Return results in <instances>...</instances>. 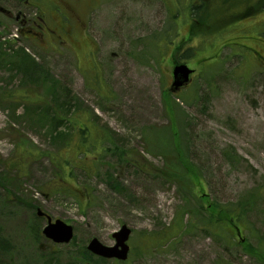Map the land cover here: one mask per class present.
I'll use <instances>...</instances> for the list:
<instances>
[{"label":"rangeland","instance_id":"obj_1","mask_svg":"<svg viewBox=\"0 0 264 264\" xmlns=\"http://www.w3.org/2000/svg\"><path fill=\"white\" fill-rule=\"evenodd\" d=\"M262 2L0 0V50H22L36 73L24 83L0 63V264H264ZM201 18L222 26L187 39ZM172 54L194 69L175 93ZM249 200L233 245L203 229L214 203ZM48 217L73 227L68 243L45 237ZM121 225L125 261L87 249L113 246Z\"/></svg>","mask_w":264,"mask_h":264},{"label":"trees","instance_id":"obj_2","mask_svg":"<svg viewBox=\"0 0 264 264\" xmlns=\"http://www.w3.org/2000/svg\"><path fill=\"white\" fill-rule=\"evenodd\" d=\"M200 6L201 5H198V4L195 5L192 8L193 13H196V14L197 13H201V10H200L201 7ZM255 7H256V5H255ZM258 9H259V12L264 9V2H262L261 5H259ZM246 13H247V11L244 14H246ZM244 14H241V13L237 14V16H235V17L233 15H228L227 14V17L232 22L235 19L242 20L244 18V16H243ZM229 20H228V22H229V24H231V22ZM202 25H203V28H200V26H202ZM221 26H222V23L218 24L217 22H214L213 25L209 24V23H206L203 18L199 19L198 21H194V22L191 20L190 25H189V29H188L187 39L189 38V34L190 35H196L194 33H197V32L198 33H202L204 31H210L211 32L212 29H217V27H221ZM206 29H208V30H206ZM187 39L185 41L182 40L181 42H186ZM175 48L177 49L178 47H175ZM173 56H174V54H172V61H174V63H177V61H175V58H173ZM18 59H20L19 61H23L22 64L24 65V67H21V65L19 63L15 62ZM1 62L6 67L11 65L12 68L11 67H7V68H9L11 70L16 69L17 72L19 71L20 73H24V75L26 77L24 83H26L28 81L29 73H31L34 76L36 75V73L34 72L35 62L28 55L23 53L22 50H18L15 53L14 52L13 53H7L5 51L0 50V63ZM35 69L37 70L38 67H36ZM167 107H168L170 115H171L170 116V120L171 119L175 120L174 112L173 113H171V112H172V110L177 111V108L179 107L178 104H176V106L174 107V106L171 105V102H168ZM46 111H47V109H46ZM75 116H78V115H75ZM85 118H86L85 121L75 120L76 124L78 125L77 126L78 127L77 128L78 132L76 134L79 136V140H77V143L79 145H84L85 144L84 142L87 139V137H86L87 136V132H88L87 126L89 125L88 122H87L88 116H85ZM171 125H172V123H171ZM171 125H170V127L173 128V126H171ZM99 135L101 136V139H102V137H103L102 133H100ZM56 136L62 137L63 133L62 132H60L59 134L56 133ZM72 136H74V134ZM108 140L110 142L114 143V140L111 139L110 137H109ZM99 141H100V139H99ZM85 148H87V146H85ZM114 150L116 151V148H114ZM120 156H121V154H120ZM120 159L123 160V161H126L123 157H120ZM174 159H175V162L177 161L181 166H183V162H182L181 157H180V155L178 153V149L174 150ZM57 160L59 161L58 157H57ZM65 161L68 162L67 160H65ZM181 173H184V175L187 176V175H192L194 173V171L191 168H190V170L189 169L187 170V168H186V173L183 172V171ZM181 173L177 172L175 178L176 177L177 178H181ZM197 174H198V172H197ZM197 174L196 173L194 174L195 178H198L199 174L198 175ZM183 182H184V184H186V183H188V180L183 181ZM199 183H200L199 181H196V183L192 182L193 189H196L197 186L199 185ZM249 202H250V200L249 201H244V202L240 201L238 203V206L232 205V204H228V205H223L222 206V205H217V204L215 205V203H214L215 206L212 205L209 208V213H207L205 211V207H203L201 204H199V210H202L205 213H207V219L202 222L203 223L202 226H204L203 229H205V230H213V231H215V233H219V234H220V231L227 232L228 235L225 236V238L229 242V245H233L234 242H233L232 234L230 233V228H231L232 225H234V221L243 219V215H244V213L246 212V210L248 208ZM212 207H213V209H211Z\"/></svg>","mask_w":264,"mask_h":264},{"label":"water","instance_id":"obj_3","mask_svg":"<svg viewBox=\"0 0 264 264\" xmlns=\"http://www.w3.org/2000/svg\"><path fill=\"white\" fill-rule=\"evenodd\" d=\"M193 70L186 64H176L172 69L173 81L171 88L173 91L178 90L181 86L186 85L190 80V75ZM37 214L41 216L43 213L38 211ZM45 237L49 238L55 243H68L73 236V227L66 222L55 219L51 220L47 218V224L42 230ZM131 234V230L126 225H121L120 229L115 231L112 236L115 239L113 246H106L102 244L97 238H93L89 241L87 249L97 256L104 258H116L124 261L128 257L129 245L127 241Z\"/></svg>","mask_w":264,"mask_h":264},{"label":"flooded vegetation","instance_id":"obj_4","mask_svg":"<svg viewBox=\"0 0 264 264\" xmlns=\"http://www.w3.org/2000/svg\"><path fill=\"white\" fill-rule=\"evenodd\" d=\"M198 4V3H197ZM197 4H195V5H197ZM195 5H193V7L195 6ZM200 5V4H199ZM241 8L242 7H238L235 11H233V9H230V10H228L227 11V14L228 15H233L234 17L235 16H237V14H240L241 13ZM2 12L3 13H5V14H7V15H10V12L8 11V10H6V9H2ZM240 12V13H239ZM19 17V16H18ZM38 24V23H37ZM38 27L40 28V29H42V27H41V24H38ZM31 29H33L34 30V28H31ZM32 32V31H31ZM261 33V32H260ZM264 33V31L262 32V34ZM33 34H35V35H37L38 33L37 32H33ZM258 59H259V61L260 62H258L259 64H262L263 65V62L262 61H264V56L261 54V53H257V56H256ZM191 77H192V75H191Z\"/></svg>","mask_w":264,"mask_h":264}]
</instances>
